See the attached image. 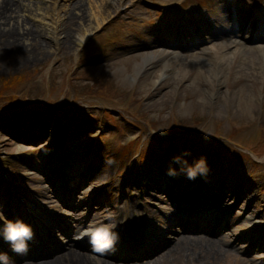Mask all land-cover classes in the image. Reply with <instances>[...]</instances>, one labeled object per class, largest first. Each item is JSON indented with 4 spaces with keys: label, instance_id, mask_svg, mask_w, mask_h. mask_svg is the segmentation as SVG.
<instances>
[{
    "label": "rangeland",
    "instance_id": "1",
    "mask_svg": "<svg viewBox=\"0 0 264 264\" xmlns=\"http://www.w3.org/2000/svg\"><path fill=\"white\" fill-rule=\"evenodd\" d=\"M258 1L119 0L116 4L117 0H114L110 16L108 14L101 25L107 19L109 23L103 25L100 32L94 33L89 44L87 39L80 46H73L70 41L81 30L83 10L89 9V1L81 0L84 7L80 10L75 8L74 12H80L77 15L73 12L69 22L65 15L67 6L60 10L56 33L59 42L50 50L48 45L44 46L48 38L36 32L26 35V28L39 26L42 29L43 24L40 25L41 22L33 17L35 11L39 10L37 7L53 3L58 8L63 1H14L16 4L12 5V9L14 6L16 8L8 14H11L10 24L15 25L17 31L4 36L5 32L1 28L6 19L0 18V157L5 159L4 164L9 173L18 175L15 179L22 187V193L36 191L39 194L34 196H39L42 203H50L48 206L55 210V221L49 229L59 225L66 233L72 227L69 224L72 217H87V220L99 217L102 220L100 223L111 222V217L117 224L115 230L128 220L132 225L135 218L142 219L143 228L150 229L151 226L156 230L164 226L166 215L171 214L169 217L176 221L175 230L169 231L171 236L158 242L157 233L146 235V241L136 247L145 250L146 255L141 258H127V262H120L102 257L89 249L85 252L95 260L100 258L118 264H264L262 72L249 79L241 76L239 63L242 51L231 64L223 67L221 80H214L211 86L205 81L207 74H198V70L193 67H189L185 76L175 77L176 66L180 65L178 61L174 69L168 70L154 84H150V76L159 68L158 64L154 69H142L132 81L120 79L117 71L123 68L130 72L134 64L141 61L143 51L150 52L158 47L167 49L168 45L156 43L154 37L158 35L165 39L160 30L169 34L168 25L173 27L175 22L182 30L181 37L186 39L185 44L183 42L180 48L175 49L186 58L199 55L202 49L231 35L241 40L242 48L257 46L262 49L264 40H248L249 33L237 32L239 29L206 37V28L200 23L201 17L215 14L223 15L228 23L229 7L237 15L241 13L242 19L237 18L236 23L243 22L245 18L255 19L259 13L254 3L258 6ZM260 1L264 3V0ZM4 2L7 0H0V3ZM180 2L191 3L192 7L179 9L176 5ZM159 10L165 11L159 13ZM180 33L177 35L180 36ZM18 36L22 38V45H12L10 42ZM192 37L199 39L189 45ZM111 38H115L116 43ZM147 40L153 41V47L146 48ZM166 41H170V38ZM84 47L87 55L91 54L88 48L96 49L97 55L87 56L79 71L75 69V62ZM242 85L257 95L252 112L238 110ZM204 88L211 89L210 96L206 95L208 101H205L209 105L199 102ZM231 95H237L236 99L231 101ZM56 119L60 122H55ZM93 134L105 135L102 139L92 141L101 142L100 149H104L101 156L96 155L86 144ZM186 136L195 138L196 144L192 151L187 149L188 146L182 148L171 140L173 137ZM225 136L244 144V148L230 145L223 139ZM60 138L64 143L76 140V146L67 150L72 154L76 150L74 158L77 162L72 164V168L84 175L75 173L72 178L63 179L57 173L52 177L55 183L52 187L48 172L53 173L54 167L50 165V160H53L56 142ZM152 142L158 146L166 145L165 155L171 156L170 166L179 173L171 176L177 178V185L158 184L162 176L163 180L169 181L170 175L168 178L164 175L169 169L159 161L150 159V155H146L141 164L138 162V153L144 154ZM124 145L129 146L128 155L123 160L116 159L114 156L126 148ZM221 146H226L234 156L227 166L219 163L217 153L222 151ZM248 146L257 154L250 153ZM239 150L249 156L239 158L241 173L235 167L237 156L242 154ZM177 157L186 161L188 166L203 159L207 175L197 176L196 182L187 179L180 172L181 164L173 163ZM216 174L219 177L216 182L209 183L207 177ZM57 176L60 177L59 185L66 183L62 191L56 186ZM1 185L0 226H4L7 224L4 215L7 195L5 184ZM213 185L216 186L214 190ZM183 186L187 188L182 190ZM242 187L244 190L240 191ZM232 190L235 191L230 192ZM190 191L194 198L201 197L204 200L206 196L210 197L202 207L204 222H199L198 217L194 220L175 213L179 201L171 197H184ZM195 192L199 196L194 195ZM66 194V198L60 200L59 197ZM217 194L223 198L216 199ZM95 196L100 198L93 201ZM66 202L80 206L73 208ZM208 203L214 204L211 211H206L211 206ZM213 214L218 218L224 217L223 223L227 224L228 229L225 234L205 231L206 228L210 230L208 219ZM88 227L91 226L83 228ZM181 233L186 238L177 239ZM48 235L49 239L45 242L48 248L45 250L49 251L54 248L53 243L58 244L66 239L65 234L58 237L51 232ZM59 252H63L62 249ZM75 263L70 261L65 264ZM8 264L12 263L8 261Z\"/></svg>",
    "mask_w": 264,
    "mask_h": 264
},
{
    "label": "bare ground",
    "instance_id": "2",
    "mask_svg": "<svg viewBox=\"0 0 264 264\" xmlns=\"http://www.w3.org/2000/svg\"><path fill=\"white\" fill-rule=\"evenodd\" d=\"M14 1L16 0H7V2L0 3V18L6 19L5 22H3L4 23L3 27L1 28V31L5 32L4 36H8L10 33H14L17 31L16 27H14L15 25L13 26L10 24L11 14H8L12 9V5L16 4ZM62 1H63L62 6L60 3L58 8H56L55 4L53 3L51 5L45 4L43 6L37 7L39 10H37L38 12L35 11L33 17L41 22L40 25L43 24L41 27L42 29H40L39 26L34 28H30V27L26 28V33H25L26 35L32 32H36L48 38L49 41L44 46L48 45L49 50L52 49L53 45H56L59 42L56 33H57V29H59L57 23L60 18V10H62L65 5L67 6L65 8L66 9L65 15L67 22H69L73 18L74 14L77 15L80 12L77 10H76L77 12H74L75 8L80 10L81 8L84 7L81 0H73V1L61 0V2ZM88 1H89L88 3L89 9L83 10L81 30L79 29L80 30L79 33L74 34L73 39H71L70 41V45L72 43L73 46H75V44L77 46H80L82 43H84V41L88 37V34L93 30H95L97 27H99L101 23L110 16L109 12L114 6V0H88ZM118 2L119 0H117L116 4H118ZM15 8L16 7L14 6L13 9ZM55 10L57 11L55 12ZM239 16H241V13L239 14ZM207 17L209 21L215 19L217 22V25L215 26L214 29L215 35L218 36L219 34H221V32L223 31L222 25H224V22L226 20L223 17V15L218 16L215 14L214 16L208 15ZM241 24L242 27H244V23ZM183 25L184 24H182L181 26ZM170 27L171 26L168 25L167 30L170 31L169 34L163 33L165 37L170 38V41H166V39H163L158 35L154 37V41L156 43H163L165 45H168L169 47L167 49H161V47H158L157 50L152 49V51L150 50V52L149 51L141 52V61L135 63L130 72H128L123 68L117 69L120 79H123L124 81L125 80L132 81L136 76V74L142 69H151V68L154 69L155 65L158 64L159 68L155 71L153 75L150 76L151 77L150 84H154L157 81V79H159L168 70L174 69V65L178 61V64L180 65L179 67L176 66L177 70L175 72L176 74L174 75L175 77H180L181 75L185 76V72H188L189 67H193L198 70L197 71L198 74H203V75L207 74L205 81L209 82L211 86V83H213L214 80L216 79H219V81L221 80L223 67L226 66L228 63L231 64L236 58L240 56L241 46L239 45L237 40H232V36H230L225 40H220L219 42L213 44V46L209 48L202 49L199 55L194 54L188 56L190 60L187 61L188 58H186L184 55L181 56V54H178L177 49H175V48H180L181 45H183V38H181V33H180L182 32V30L180 29V26L178 28V23L176 22L173 24V27L171 28ZM231 30L234 31L233 27H231ZM192 32L195 33L193 30ZM177 33H180V36H178ZM198 39L199 38H197V40L194 39L193 42L198 41ZM21 40L22 38L19 39V36L14 37V39H12L10 43L14 46L17 45L21 46L22 45ZM148 44H146L147 49L153 47L152 45L153 41H148ZM242 52H243V56L239 63L240 65L239 70H242V72H240L241 76L244 79H249L250 77H255L256 74L261 75V72L264 75V48L261 49L260 47L257 46L244 47L242 49ZM195 77H194L195 79L193 78L194 80L197 79L196 75ZM209 90L204 88V90L201 91L200 93L199 102H201L204 105L209 103V102L208 103L205 102L208 101L206 95H208V97L210 96ZM231 96H232V98L230 97L231 101L233 99H236L237 97V95L235 96L231 95ZM238 98L239 99H238L237 107L240 112H252L254 110V107L257 102V95H254L251 92V90L248 89L246 86L244 85L241 86L240 94ZM181 238L183 239L185 237L180 236L179 239ZM73 243L74 242H71L72 245ZM93 259L94 258H92L90 255L88 256L87 254L81 253L76 249L70 247L68 251L61 254L60 256H57L51 261H47V262L37 261L26 264H65L70 261L76 262L75 264H90V262L96 264H118V263H113L111 261L101 260L100 258L96 260ZM128 264H143V263H128Z\"/></svg>",
    "mask_w": 264,
    "mask_h": 264
},
{
    "label": "clouds",
    "instance_id": "3",
    "mask_svg": "<svg viewBox=\"0 0 264 264\" xmlns=\"http://www.w3.org/2000/svg\"><path fill=\"white\" fill-rule=\"evenodd\" d=\"M173 163L181 164L180 172H183L187 179L195 180L197 176L207 175V166L203 159L195 162L194 165L188 166L186 161H182L179 157L174 158ZM170 176L178 175L174 169L169 168L167 173ZM111 222L101 223L96 226L88 227L83 230L79 238L88 237V242L91 245L93 252L105 255L115 249L116 242L119 239L118 233L115 231L117 224L114 219L109 217ZM0 237L7 242L13 252L18 255H24L28 252V241L34 238L32 228L22 221H9L0 229ZM0 260L4 264H8L6 254H0Z\"/></svg>",
    "mask_w": 264,
    "mask_h": 264
}]
</instances>
